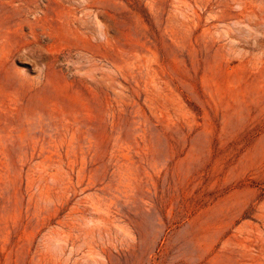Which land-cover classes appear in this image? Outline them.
<instances>
[{
  "label": "rangeland",
  "instance_id": "obj_1",
  "mask_svg": "<svg viewBox=\"0 0 264 264\" xmlns=\"http://www.w3.org/2000/svg\"><path fill=\"white\" fill-rule=\"evenodd\" d=\"M0 264H264V0H0Z\"/></svg>",
  "mask_w": 264,
  "mask_h": 264
}]
</instances>
